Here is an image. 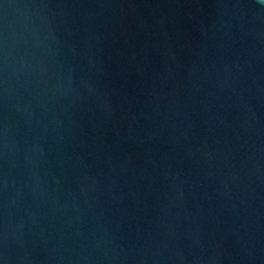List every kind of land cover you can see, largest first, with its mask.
<instances>
[{"label": "water", "instance_id": "obj_1", "mask_svg": "<svg viewBox=\"0 0 264 264\" xmlns=\"http://www.w3.org/2000/svg\"><path fill=\"white\" fill-rule=\"evenodd\" d=\"M0 264H264V2L0 0Z\"/></svg>", "mask_w": 264, "mask_h": 264}, {"label": "clouds", "instance_id": "obj_2", "mask_svg": "<svg viewBox=\"0 0 264 264\" xmlns=\"http://www.w3.org/2000/svg\"><path fill=\"white\" fill-rule=\"evenodd\" d=\"M261 2H264V0H261Z\"/></svg>", "mask_w": 264, "mask_h": 264}]
</instances>
